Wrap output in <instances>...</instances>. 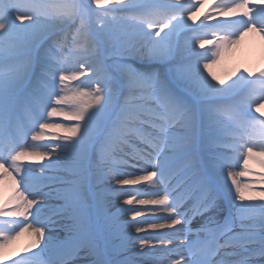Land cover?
Segmentation results:
<instances>
[{"label": "snow or ice", "instance_id": "snow-or-ice-1", "mask_svg": "<svg viewBox=\"0 0 264 264\" xmlns=\"http://www.w3.org/2000/svg\"><path fill=\"white\" fill-rule=\"evenodd\" d=\"M204 3L0 0V257L28 233L15 264H264V176L236 179L264 167V70L227 85L209 71L264 41V0H218L195 24ZM68 80L80 102L64 112ZM29 136L68 142L29 151ZM143 182L155 191L137 199Z\"/></svg>", "mask_w": 264, "mask_h": 264}, {"label": "bare ground", "instance_id": "bare-ground-1", "mask_svg": "<svg viewBox=\"0 0 264 264\" xmlns=\"http://www.w3.org/2000/svg\"><path fill=\"white\" fill-rule=\"evenodd\" d=\"M218 2V0H205L204 5L200 8V10L197 12L196 16L193 18L194 23H196L197 20L200 18H205V16L208 15V13L212 12L215 3ZM111 5H104V7H110ZM193 21H190V23H193ZM209 23H214V21H209ZM212 45H205V48H211ZM223 62L226 66H236L238 67V72L242 73L245 69H247L248 72L253 73L254 75L251 77V79H254L256 76H259V73L261 70H264V41H261L259 36L256 34H249L246 36L243 40L240 41L238 45L230 49L228 52L224 54L222 59L219 60V62ZM261 67L259 70L255 71L256 68ZM60 109H63L65 112V106L64 104L57 106ZM261 112H264V108H261ZM51 119L54 120H62L64 119L62 115L52 116ZM67 127V126H66ZM46 133L53 135V136H60V137H69V139H75V137H72L69 132L65 130V128H49L44 130ZM250 134L254 137V139L258 142L261 137V131L259 127L250 130ZM68 141L66 140H59V141H49L47 139L43 141H30V145H48L49 150L55 145V143H66ZM29 151H43L42 148L37 147L35 149H28ZM229 155H235L234 153H231L229 150H227ZM47 161H40L38 159H32L28 158L25 160H22L19 162L21 166H40L42 164H46ZM258 168L256 161H249V167H248V175L241 177L244 180V183L259 181L261 176L258 175L255 170ZM127 171H133L138 172L139 169H131L128 168ZM243 171L242 168L239 170H236V172ZM239 176V175H237ZM236 176V177H237ZM238 178V177H237ZM113 188L118 187L117 185H112ZM133 189H138L139 191H133L132 194L136 196L137 199L139 198H151V195L144 196L142 194L149 193L151 194L155 189L149 184L148 182H143L142 184L138 186H132ZM252 187L254 189H259L261 187H264V185H261L260 183H252ZM13 194V188L12 183L10 179H6L3 185H0V203H6L10 197ZM125 207H143L136 203H134L131 206H125ZM199 217H197L193 221V225L195 227H199ZM150 234L149 232L141 233L142 236H148ZM32 243V238L28 233H25L23 236H20L18 239L12 241L11 244H9L3 252L2 257H0V264H15V261L18 259H22L25 255H31L29 252H25V249L28 248V246ZM43 246V245H41ZM33 252L39 251V249H33ZM41 259H46V256L41 257ZM81 259H84V257H81Z\"/></svg>", "mask_w": 264, "mask_h": 264}, {"label": "rangeland", "instance_id": "rangeland-1", "mask_svg": "<svg viewBox=\"0 0 264 264\" xmlns=\"http://www.w3.org/2000/svg\"><path fill=\"white\" fill-rule=\"evenodd\" d=\"M104 7V6H102ZM204 18L201 19V21H203ZM201 21L195 23V24H199ZM222 59V58H221ZM109 63H111V60H109ZM261 68L260 66L258 68L255 69V71H257V69ZM212 75H214L216 77V81H224L225 85L231 83L233 80H235L240 73L238 72V67L236 66H226L223 64V62H218L217 64H214L211 66L210 70ZM207 74V72L205 73ZM79 81H75V80H68L65 82V94H66V100L64 103L65 106V112H69L70 110H74L75 105L77 103L80 102V99L77 100H73L71 97L76 95L77 93V89H76V85L78 84ZM82 99V98H81ZM50 111V109H49ZM257 116L261 117L262 120H264V116H262L260 113L256 114ZM50 122L52 123H57V124H63L65 126H70L73 122L69 121V120H52L51 117L47 118ZM31 145H29L28 149H31L32 147H30ZM43 150V149H42ZM228 149H225V151ZM258 168L255 170V172L260 175V176H264V167H261V165L259 163H257ZM241 167H235L232 170L234 172H236V170H239ZM238 177V178H237ZM236 179L241 183L244 184V180L241 178V176H237ZM142 195H146L149 196L151 194L149 193H145ZM145 196V197H146Z\"/></svg>", "mask_w": 264, "mask_h": 264}]
</instances>
